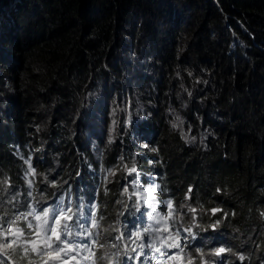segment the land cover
<instances>
[{"label":"clouds","instance_id":"9594fccd","mask_svg":"<svg viewBox=\"0 0 264 264\" xmlns=\"http://www.w3.org/2000/svg\"><path fill=\"white\" fill-rule=\"evenodd\" d=\"M21 7L18 0H0V129L4 131L0 139L12 159L10 167L0 164V226L7 228L10 221L33 209L39 214L46 207H70L73 218L67 223L72 235L68 240L73 245L87 244L94 253L91 256L81 249L80 264H189V260L191 264H264V185L259 186L260 199L238 215L224 184L211 186L208 173L183 181L179 171L178 165L186 159L178 155L194 158L211 153L225 123L218 102H208L210 72L202 76L179 72L172 81L171 95L161 100L158 53L144 48L140 38L123 41L113 58L102 60L100 68L93 69L75 111L54 110L49 124L54 126L52 134L65 133L72 147L69 157H62L61 149L53 141L47 142L49 134L42 119L20 126V135L8 123L13 118L10 103L18 95L13 72L22 73V67L17 68L20 56L10 50L20 35L16 17ZM239 28L248 33L244 25ZM232 36L234 45L246 46L235 32ZM87 111L90 117L85 116ZM133 167L136 170L130 172ZM157 185L149 197L146 190ZM169 200L173 219L165 222L160 216H167ZM29 223L36 225L37 221L27 216L13 228L31 233ZM165 223L168 232L162 231ZM145 228L149 231L144 232ZM134 231L141 232L140 240L131 237ZM177 232L180 248L166 247L172 241L165 237ZM154 239L160 252L149 247ZM24 247H29L27 254ZM30 248L19 241L14 251H7L8 264H43L48 259ZM219 248L225 251L216 255Z\"/></svg>","mask_w":264,"mask_h":264},{"label":"trees","instance_id":"16d2710c","mask_svg":"<svg viewBox=\"0 0 264 264\" xmlns=\"http://www.w3.org/2000/svg\"><path fill=\"white\" fill-rule=\"evenodd\" d=\"M18 1L22 2L16 17L20 35L10 50L20 56L17 68L22 67V73L13 72L18 95L10 103L13 118L8 120L15 135H20V126L42 119L47 142L53 141L62 157H69L72 147L67 135L52 134L54 126L49 125L54 110L75 111L93 69L113 58L123 41L140 38L144 48L158 53L161 100L171 95L179 72L184 76L210 72L208 102H218L225 120L211 153L194 158L178 155L186 159L178 165L183 181L208 173L211 186L224 184L231 192L228 201L237 207L238 215L260 199L259 186L264 185V0ZM239 24L248 33L240 32ZM233 31L245 40V47L234 45ZM0 164L12 165L2 139Z\"/></svg>","mask_w":264,"mask_h":264},{"label":"snow or ice","instance_id":"6c2138e0","mask_svg":"<svg viewBox=\"0 0 264 264\" xmlns=\"http://www.w3.org/2000/svg\"><path fill=\"white\" fill-rule=\"evenodd\" d=\"M173 127H176L174 124ZM194 139V137H193ZM26 164L29 166V173L35 174V170L32 168L30 161H25ZM136 169L135 167L129 169L130 172H134ZM159 186H155L153 188L147 189L148 196L151 197V194L156 191V188ZM127 189H125L126 191ZM189 192H191V188H189ZM187 198V197H186ZM154 199V197H153ZM147 203V198L145 199ZM62 203V201H61ZM167 207L169 209L167 216H160V213H156L157 216H160V220L167 221L173 219V203L171 200L167 201ZM189 211L194 212L195 209L189 208ZM218 210H213V213ZM72 212V209L69 207L67 209L60 208L59 206L53 208H44L42 213L37 214L35 209L32 212L28 213L25 216H17L15 220L9 222V226L4 228L0 226V264H8V256L7 251L9 249L15 250V246L18 245L19 241H22L23 245H30L31 252L35 253L39 256L47 257L48 259H43V264H49V261H61V264H67L68 260L76 261V264H80L77 257L80 256L81 249L88 251L91 253V249L88 247L87 244H75L73 245L69 240L68 237L72 235L69 224L67 221L72 220V216L69 213ZM27 216H33L35 221H37L36 225H32L29 223L27 227L29 229H33L31 233H25L24 229L19 227L13 228V225L20 219H27ZM150 219H155L150 214ZM160 220H157V223H160ZM95 224V222H94ZM215 227V225H212ZM144 232H148L149 229L145 228ZM157 232L161 231V229H156ZM162 231L168 232L169 226L167 223L164 224ZM190 231V229H187ZM26 235L34 236L35 239H23ZM14 237L13 239H9V237ZM131 237H135L136 240H140L142 238V234L140 231H134L131 233ZM130 237V238H131ZM179 233L177 232L175 236L165 237V240L170 239L172 242L167 243L165 246L168 248H180L179 244ZM117 239H120L118 237ZM159 239V237H156ZM93 246H95L96 242L93 241ZM161 243L163 244L164 241L162 240ZM144 245H140L143 247ZM102 247V246H101ZM149 247L154 248L156 252H160L161 249L155 247V239L153 243L149 245ZM23 251L25 254L29 252V247H24ZM135 251V249H133ZM183 251V249H181ZM224 248H219L215 251L216 255L224 252ZM70 253H75V255H70ZM165 253H161L164 255ZM139 255V254H138ZM91 256H94V253H91ZM89 256H84L83 259H89ZM168 259H179V257L169 256ZM241 259H243L241 257ZM29 264H33V262H29ZM189 264H191V260H189Z\"/></svg>","mask_w":264,"mask_h":264},{"label":"rangeland","instance_id":"374dc122","mask_svg":"<svg viewBox=\"0 0 264 264\" xmlns=\"http://www.w3.org/2000/svg\"><path fill=\"white\" fill-rule=\"evenodd\" d=\"M86 117H90V111H87L86 114H85Z\"/></svg>","mask_w":264,"mask_h":264}]
</instances>
